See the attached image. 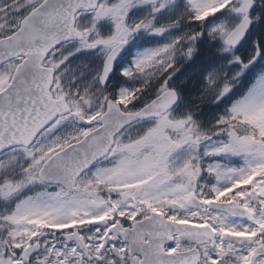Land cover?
I'll return each instance as SVG.
<instances>
[{
  "label": "snow or ice",
  "instance_id": "obj_1",
  "mask_svg": "<svg viewBox=\"0 0 264 264\" xmlns=\"http://www.w3.org/2000/svg\"><path fill=\"white\" fill-rule=\"evenodd\" d=\"M0 264H264V0H0Z\"/></svg>",
  "mask_w": 264,
  "mask_h": 264
}]
</instances>
